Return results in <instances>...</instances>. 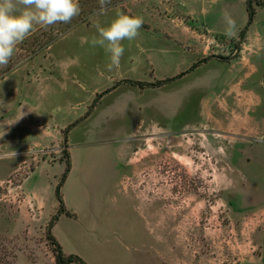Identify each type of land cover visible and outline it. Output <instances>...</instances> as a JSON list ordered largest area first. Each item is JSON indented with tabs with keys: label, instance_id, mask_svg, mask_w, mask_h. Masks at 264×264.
I'll list each match as a JSON object with an SVG mask.
<instances>
[{
	"label": "rangeland",
	"instance_id": "rangeland-1",
	"mask_svg": "<svg viewBox=\"0 0 264 264\" xmlns=\"http://www.w3.org/2000/svg\"><path fill=\"white\" fill-rule=\"evenodd\" d=\"M246 1L112 0L99 14L79 0L70 23L16 46L0 66V264H56L47 226L65 152L70 216L51 232L66 256L264 264V8L241 41ZM119 14L143 25L109 71L91 41Z\"/></svg>",
	"mask_w": 264,
	"mask_h": 264
},
{
	"label": "clouds",
	"instance_id": "clouds-1",
	"mask_svg": "<svg viewBox=\"0 0 264 264\" xmlns=\"http://www.w3.org/2000/svg\"><path fill=\"white\" fill-rule=\"evenodd\" d=\"M112 0H98L99 14L107 11ZM81 12L79 0H0V66L6 67L14 55L16 46L24 41L36 26L49 27L70 23ZM224 34L236 35V21L225 11ZM143 19L119 14L109 26L96 25L97 36L93 46L99 45L109 54V71L119 69L125 52L122 41L133 40L139 34Z\"/></svg>",
	"mask_w": 264,
	"mask_h": 264
},
{
	"label": "trees",
	"instance_id": "trees-1",
	"mask_svg": "<svg viewBox=\"0 0 264 264\" xmlns=\"http://www.w3.org/2000/svg\"><path fill=\"white\" fill-rule=\"evenodd\" d=\"M254 5H258V6L264 8V1L263 0H247L246 1V11H247L248 20H247L246 26L240 32L239 37H240L241 41L245 40L248 27L252 24V22L255 18L256 11H255ZM195 67H196L195 65L192 66V68L190 70H193ZM182 75L183 74H180L174 78L159 81L156 84H149V83H145V82L132 81V80H128L126 82L130 83L132 85L139 86L141 88L145 87V86H154V85L155 86H161V85L167 84L169 82H172V81L182 77ZM102 95L103 94H100L97 96V98L94 100V104L99 101V99L101 98ZM75 124L73 123L65 129L64 135H63L64 146H67V133L72 127H74ZM71 169H72V163H71L70 155H69V153L65 152V169H64V172L61 176L59 183L57 184V186L55 188V197H56L57 201L59 202V209H58L57 213L52 217V219L49 222V225L47 226V239L52 246V250H53V253L55 255L56 264H71L75 261H78L81 264H87L82 258H80L79 256H77L75 254H71V255L66 256L64 254L63 249H62V246L60 245V243L57 241V239L53 236V234L51 232L54 223L56 221H58L59 217L62 214H66V215L70 216V213H68L65 209L64 200H63V197L61 194V189L64 186V184H65V182H66V180H67V178L71 172Z\"/></svg>",
	"mask_w": 264,
	"mask_h": 264
}]
</instances>
